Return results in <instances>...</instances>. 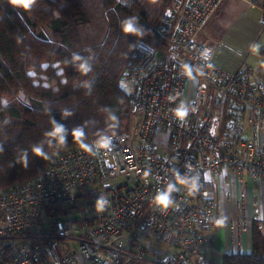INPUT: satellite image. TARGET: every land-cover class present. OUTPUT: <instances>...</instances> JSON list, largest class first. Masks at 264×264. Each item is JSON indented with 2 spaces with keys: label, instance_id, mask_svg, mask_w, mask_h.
<instances>
[{
  "label": "built area",
  "instance_id": "2783aa9c",
  "mask_svg": "<svg viewBox=\"0 0 264 264\" xmlns=\"http://www.w3.org/2000/svg\"><path fill=\"white\" fill-rule=\"evenodd\" d=\"M224 1L172 0L165 48L136 45L121 79L126 130L53 155L37 180L0 191V264H214L220 232L238 242L264 225V80L249 66L217 67L197 41Z\"/></svg>",
  "mask_w": 264,
  "mask_h": 264
},
{
  "label": "trees",
  "instance_id": "16d2710c",
  "mask_svg": "<svg viewBox=\"0 0 264 264\" xmlns=\"http://www.w3.org/2000/svg\"><path fill=\"white\" fill-rule=\"evenodd\" d=\"M171 4L35 0L25 10L0 0V191L37 180L53 155L118 132L126 63L139 42L165 48L159 28ZM129 19L135 34L122 30ZM252 243L251 254H228L223 264H264L256 225Z\"/></svg>",
  "mask_w": 264,
  "mask_h": 264
},
{
  "label": "crops",
  "instance_id": "0c3cea01",
  "mask_svg": "<svg viewBox=\"0 0 264 264\" xmlns=\"http://www.w3.org/2000/svg\"><path fill=\"white\" fill-rule=\"evenodd\" d=\"M263 16L264 8L261 6L249 9L240 0H225L202 30L203 39L198 41V36L197 41L214 47H212L214 49L213 61L217 67L228 72H235L242 66H248L241 62L247 59L250 50L254 49L260 37L259 52L264 59V26L261 23ZM232 52L233 56L230 60ZM249 67L258 72L264 80V65L258 64L257 68L253 65ZM240 191L241 189L236 186L235 196L237 198H239ZM220 196L218 195L219 199H221ZM256 226L264 234V225ZM231 236L230 228L229 230L224 229L216 236L213 249L209 254L214 264H223V258L228 254L252 253L253 231L251 234H240L238 242H234Z\"/></svg>",
  "mask_w": 264,
  "mask_h": 264
},
{
  "label": "clouds",
  "instance_id": "9594fccd",
  "mask_svg": "<svg viewBox=\"0 0 264 264\" xmlns=\"http://www.w3.org/2000/svg\"><path fill=\"white\" fill-rule=\"evenodd\" d=\"M12 2L14 4H17L18 6L24 8L25 10H28L29 8H31V6L35 2V0H12ZM121 27H122V30L124 31V33H126V34H135L137 32V29L134 27L133 21L131 19L122 22ZM258 48H259V45L256 46L255 50L258 51ZM184 116H186V111H184L183 109L179 110L178 111V118H183ZM62 131H63L62 128H56L55 129V133H60ZM34 152L37 156L46 159L45 154L39 148H35ZM25 166H26V161H25ZM173 190L174 189L170 186L168 189V192H165L163 194H159L158 198H156V199H158L159 206L162 209H166L168 206L171 205L172 202L169 199V192H171ZM97 203H98V209L103 210L104 206H105V201L103 199H101Z\"/></svg>",
  "mask_w": 264,
  "mask_h": 264
},
{
  "label": "rangeland",
  "instance_id": "374dc122",
  "mask_svg": "<svg viewBox=\"0 0 264 264\" xmlns=\"http://www.w3.org/2000/svg\"><path fill=\"white\" fill-rule=\"evenodd\" d=\"M120 1L122 3H124V4H128L130 2V0H120ZM198 36H199L198 37V41H201V39H203V37H204V33L201 31ZM260 38L257 41L256 45L254 46V49L252 51L250 50L247 59L245 61H242L241 63H244V65H248V66L249 65L250 66L253 65L256 68H257L258 64H260V66L264 65V59L260 55L259 48H258V51L255 50L256 46L259 45L258 43L260 42ZM160 44H161V42H160ZM154 45L158 47L159 42L158 43H154ZM211 47H213V46H211ZM161 48H163V46ZM161 48H159V49H161ZM229 52H231V51H229ZM232 56H233V52L230 53V57H231L230 60L232 59ZM121 87L123 88V90H127L126 87L122 83H121ZM19 98L22 101H24V99H25L23 95L20 96ZM122 112L123 113H122L121 119L118 122V130H117L118 132L119 131H124V130L127 129V126L125 124L126 123V121H125V115L128 116V110H125V107H123ZM151 243H152V248L154 250H157V249H166V250L173 251V249L171 247H169L167 244H164V243H162L160 241H152Z\"/></svg>",
  "mask_w": 264,
  "mask_h": 264
}]
</instances>
